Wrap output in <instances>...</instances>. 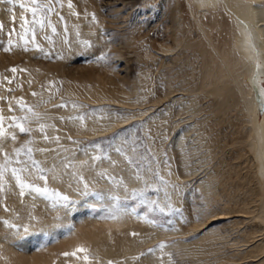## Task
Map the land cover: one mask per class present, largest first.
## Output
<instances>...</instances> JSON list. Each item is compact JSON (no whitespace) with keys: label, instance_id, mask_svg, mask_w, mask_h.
Listing matches in <instances>:
<instances>
[{"label":"rangeland","instance_id":"374dc122","mask_svg":"<svg viewBox=\"0 0 264 264\" xmlns=\"http://www.w3.org/2000/svg\"><path fill=\"white\" fill-rule=\"evenodd\" d=\"M21 2L0 0V164L9 158L0 180V264H127L146 256L156 264H264V225L241 212L257 181L236 167L231 146L248 128L239 116L214 130L216 142H204L196 121L210 138L203 108L211 97L198 95L200 107L181 90L175 101L167 97L186 88L173 79L171 36L200 16L189 0H70L71 8L69 0H40L35 17ZM91 121L113 128L93 136ZM12 168H27L25 186ZM12 183L46 206L29 215L9 206ZM123 214L154 234L129 231L144 244L138 252L94 251Z\"/></svg>","mask_w":264,"mask_h":264},{"label":"bare ground","instance_id":"6f19581e","mask_svg":"<svg viewBox=\"0 0 264 264\" xmlns=\"http://www.w3.org/2000/svg\"><path fill=\"white\" fill-rule=\"evenodd\" d=\"M189 2L194 9L199 11L200 16L192 17L194 20L180 25L171 36L174 47L172 50L176 52L178 49V52L171 57L176 67L173 70V79L186 85V88L175 89L167 97L170 96L174 100L178 96L177 91L181 90L189 94L190 102L194 107L199 105L197 103L198 95L204 94L211 97L212 104L209 102L208 107L203 106V110L209 112L208 117H212L210 125L213 127L210 138L209 135L207 137L204 134L206 130L202 128L203 122L196 121L204 142H208V140L211 143L216 142L218 135L214 133V130L220 128L219 125L230 127L233 118L241 117L242 124L244 123L248 130L245 137L232 140L231 146L234 148L236 167L247 170L250 174L248 178H254L257 181V184L254 181L257 185L255 189L251 187V190L246 189L248 190L246 191L247 202L241 212L245 213V218L257 219L264 225V88L261 84L264 82V0H189ZM224 16H228L230 19V23L227 22V25L224 22ZM167 77L168 80L170 77L172 78V76ZM79 91L84 95L95 94V92L91 93L84 89ZM99 92L111 94V91L104 87ZM208 117L205 121L208 120ZM98 128L101 127L91 121L87 130L94 131L91 133L96 136V134L103 133L113 127L108 126L101 130ZM237 133L238 131H230L231 136ZM245 152H248L251 158H248V155L246 158ZM182 166L184 165L182 164ZM230 173L232 174V172ZM241 178L246 182V177ZM241 178L239 181H242ZM128 180L131 182V177ZM249 181L251 182L252 179ZM246 183L249 185L248 182ZM18 191L12 183L11 190L8 192L12 203L9 206L16 207L20 213L26 212L29 215L37 212L38 204L46 206L38 197L31 198L30 194L21 197ZM258 209L260 215L251 218V215L255 214ZM6 216L10 220L17 217L16 214ZM17 220L20 221L18 218ZM31 223L33 228L35 224ZM130 230L138 231V234L139 231L140 233L146 232L144 234L148 237L154 232L152 229L141 230V226L134 222L130 216L123 214L114 224L105 226V229L98 235L101 240L94 242L93 250L101 253L102 256L138 252L140 246L144 244H137L135 239L129 235ZM109 231H112L113 234H109ZM3 250V254L8 259L12 257L9 248ZM151 257L146 256L138 262L129 260L126 263L156 264L155 261H151ZM13 260L12 263H21L15 258ZM23 261L26 262L24 259Z\"/></svg>","mask_w":264,"mask_h":264},{"label":"snow or ice","instance_id":"6c2138e0","mask_svg":"<svg viewBox=\"0 0 264 264\" xmlns=\"http://www.w3.org/2000/svg\"><path fill=\"white\" fill-rule=\"evenodd\" d=\"M57 2H59V0H57ZM68 6H69L70 8L72 7V4H71L70 0H69V5H68ZM19 7H20L21 9H23L25 12H31L32 15H33V17H35L38 13H40V12L43 10V7H44V6L40 4V0H27V3H23V2L19 3ZM47 10H48V11H51L52 9H51V8H48ZM22 19H23V18H22ZM93 19H95L94 15H93ZM25 23H27V21H25ZM35 23H38V24L40 25L41 28L44 27V23H43L42 20L35 21ZM49 26L51 27V25H49ZM2 28H3V25L0 24V29H2ZM32 31H33V34H34V30H32ZM52 31L55 32V28H54V27L52 28ZM45 38H46V39H50V38H48V37H45ZM11 43H12V41L9 40V44H11ZM84 43H85L87 46H89V47L91 46V45L89 44V42H87V41H85ZM37 47H39V46L37 45ZM7 50H8V49L6 48L5 51H7ZM26 50H27V49H26ZM13 71H15V70L13 69ZM33 95H35V93H33ZM61 106H63V105H61ZM29 111H31V109H29ZM2 119H3V118L0 117V137L6 135V133L4 132L3 127H2ZM13 119H15V118H13ZM25 119H26V118H25ZM14 127L19 128V130H20L21 132H29V131H30V129H26L22 123H16V124H14ZM43 130H44V126L41 125V131H43ZM15 138H16L15 135H13V136H12V139H15ZM15 151H16V155H17V157H18V156L20 155L22 149H17V150H15ZM28 152H29V154L31 153V149H30V148L28 149ZM16 162H17L18 164L23 163V162L20 161V160H17ZM8 163H9V158H8V156L6 155V156H5V163H4V164H0V180L3 179V175H4V172L7 170V167H6V166H7ZM33 164H35V161H33ZM24 171H27V168H19V169H17V168H12V170H11L13 177L16 179L17 183L21 185V187L25 186V183H24V181H22L21 176H20V173H21V172H24ZM138 178H139V177H138ZM36 190H37V191H40L39 188H37ZM80 251H85V250L80 249ZM65 255H67V253H65ZM84 259L87 260L88 257L85 256Z\"/></svg>","mask_w":264,"mask_h":264}]
</instances>
